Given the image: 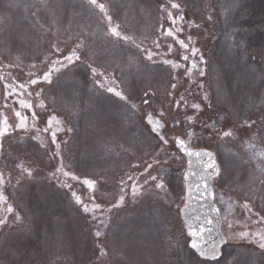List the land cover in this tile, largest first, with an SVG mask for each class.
Here are the masks:
<instances>
[{
    "label": "rangeland",
    "instance_id": "1",
    "mask_svg": "<svg viewBox=\"0 0 264 264\" xmlns=\"http://www.w3.org/2000/svg\"><path fill=\"white\" fill-rule=\"evenodd\" d=\"M4 119L0 264H264V0H0ZM178 137L217 160L215 261Z\"/></svg>",
    "mask_w": 264,
    "mask_h": 264
},
{
    "label": "water",
    "instance_id": "2",
    "mask_svg": "<svg viewBox=\"0 0 264 264\" xmlns=\"http://www.w3.org/2000/svg\"><path fill=\"white\" fill-rule=\"evenodd\" d=\"M176 147L186 160L185 205L180 213L190 239L189 247L202 260L215 261L228 244L211 181L217 172L216 157L209 149L190 146L183 137L176 139ZM194 242L196 248L192 247ZM213 251L217 253L215 258L211 255Z\"/></svg>",
    "mask_w": 264,
    "mask_h": 264
},
{
    "label": "snow or ice",
    "instance_id": "3",
    "mask_svg": "<svg viewBox=\"0 0 264 264\" xmlns=\"http://www.w3.org/2000/svg\"><path fill=\"white\" fill-rule=\"evenodd\" d=\"M96 2H97V0H90V3H92V4H96ZM100 7H101V9L103 10V6L100 5ZM172 7H173V8H177V7H179V6H178L177 4H175V3H173V4H172ZM170 15H171V14H170ZM112 32H113V35H118V33L116 32L115 29H113ZM168 34H169V35H172L171 31H169ZM125 39H126V37H125ZM189 39H190V38H189ZM179 43L181 44L182 47H184L183 41H179ZM73 55H74V53H73ZM66 59H68L69 62H71V61H72V56L70 55V56L66 57ZM76 59H79V57H76ZM149 59H151V56H149ZM184 59H187V57H184ZM57 70H58V69H57ZM93 71H95V69H93ZM43 80H44L45 82H49V83H50V82H51V80H50V73H45V74H44V77H43ZM35 82H36V81H33V83H35ZM6 87H8V86L6 85ZM21 87H23V85H21ZM109 91H113V90H112V89H109ZM9 94H11V93H9ZM116 95L119 96L120 93L117 92ZM121 98H123V97H121ZM28 107H30V105H28ZM15 114H16L18 120L21 121V123L18 125V127H19V126H23V122H24L27 118H26V117H23L22 114H21L19 111H17ZM33 116H35L34 113H33ZM4 124H6V119H4V120H0V135H3L4 132L6 131V129L3 127ZM49 127H51V121L49 122ZM55 135H56L55 132H53V133H52L53 143H55ZM224 135H231V133H230V132H226V133H224ZM178 143H182V142H178ZM149 167H151V165H149ZM28 175H31V172H28ZM65 175H67V173H65ZM151 179H152V180H157V177H156V176H152ZM0 182H2V181H0ZM85 183L88 184L89 188H92V187H93V183H92V182L85 181ZM155 187L163 189L164 185H163V183H157V184L155 185ZM135 194H136V193H135V189H134V191H133V195H135ZM74 195H75V194H74ZM122 199H123V197H121V200H122ZM246 207H247V206H246ZM85 211H87L86 208H85ZM9 212H11V208H9ZM193 235H195V233H193ZM260 246H261L262 248H264V243H262ZM192 247H193V248H196V247H197V244L194 242V243L192 244ZM203 254H204V253H202V255H203ZM211 255H212L213 258H215L216 255H217V253H216L215 251H213V252L211 253Z\"/></svg>",
    "mask_w": 264,
    "mask_h": 264
},
{
    "label": "trees",
    "instance_id": "4",
    "mask_svg": "<svg viewBox=\"0 0 264 264\" xmlns=\"http://www.w3.org/2000/svg\"><path fill=\"white\" fill-rule=\"evenodd\" d=\"M209 112H211V115H212V111L211 110H213V109H207ZM218 114H217V112L216 113H214V115H213V117H210V118H207V119H211V118H213V119H211V121H217V118H218V116H217ZM202 118H205V112H204V110H203V113H202V116H201V118L199 119V121L198 122H200L201 120L203 121V119ZM205 120H206V118H205ZM208 121V120H207ZM224 124V123H223ZM226 126V125H225ZM220 129H222L221 127H220ZM222 132L223 131H221V130H217V132L215 133L214 132V134L215 135H221L222 134Z\"/></svg>",
    "mask_w": 264,
    "mask_h": 264
}]
</instances>
